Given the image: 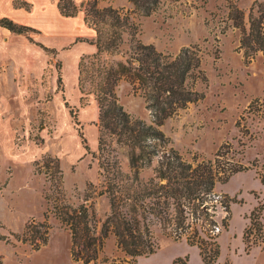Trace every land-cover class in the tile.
I'll return each mask as SVG.
<instances>
[{"label": "rangeland", "instance_id": "obj_1", "mask_svg": "<svg viewBox=\"0 0 264 264\" xmlns=\"http://www.w3.org/2000/svg\"><path fill=\"white\" fill-rule=\"evenodd\" d=\"M254 1L264 2L161 0L150 16L132 14L143 44L170 55L198 46L203 56L207 81L197 89L204 98L179 110L159 128L171 147L188 162L195 157L212 160L218 154V161L248 168L214 186L219 201L226 195L235 202L230 203L229 212L222 202L210 210L219 229L214 231L219 252L213 264H253L255 260L264 264V255L259 257L258 253L262 244L252 245L248 255L243 250L245 243L255 241L245 236L253 211L264 232V54L244 57L239 48L241 32L231 19L232 10L241 11L247 31ZM14 4L22 8L29 5L23 0H14ZM109 5L132 10L127 0H98V7ZM29 10L19 25L35 30L29 23L40 21L42 16ZM262 11L264 8H253L254 16ZM37 33L14 37L0 31V264H81L72 259L69 233L56 217L64 206L84 203H92L97 220H103L108 211L104 197L83 201L84 195L96 192L89 185L100 180L98 133L94 146L90 132V128L98 131V109L92 95L81 105L78 76L73 85L70 73L63 71L60 53H47L38 46L44 45L36 40ZM59 73L61 85L57 83ZM116 95L133 118L152 124L144 100L133 96L126 83L118 85ZM69 108L74 109L76 120ZM121 152V169L128 171V160ZM32 222L49 226L47 243L38 250L21 242ZM210 228L204 225L200 236L211 235ZM189 232L191 229L176 238L153 228L157 250L137 258V264H173L176 259L177 264H202L198 245L187 241ZM103 254L108 259L122 257L113 238L106 241ZM96 264L103 263L98 259Z\"/></svg>", "mask_w": 264, "mask_h": 264}, {"label": "trees", "instance_id": "obj_2", "mask_svg": "<svg viewBox=\"0 0 264 264\" xmlns=\"http://www.w3.org/2000/svg\"><path fill=\"white\" fill-rule=\"evenodd\" d=\"M131 11L111 5L98 7V0H87L79 6L70 0H58L61 16L74 17L82 9L83 23L94 32L90 40L77 39L96 47L92 55H83L78 62V89L84 106L87 96L92 95L98 109V175L93 196L84 195L83 201L95 196L104 197L108 211L103 220H97L92 206L87 203L77 207L64 206L57 219L69 233L70 254L75 262L96 264H137V258L153 255L157 250L153 228L179 238L189 232L187 241L197 244L202 264H213L218 257L215 241V221L210 210L216 203L225 204L229 212L231 202L226 195L223 201L214 193L216 183H226L233 175L248 168L240 164L194 158L186 161L170 145L169 139L159 129L165 120L185 109L189 104L204 98L197 89L207 79L202 69V53L198 46L181 48L175 55L164 54L153 45L143 44L138 36V25L132 14L150 16L161 0H127ZM248 16L246 31L241 11L234 9L231 19L241 32L239 48L244 57L262 52L264 54V11L254 16L253 8H264V2L254 1ZM29 10V5H25ZM231 11V12H232ZM257 13V12H256ZM0 28L15 35L35 33V30L14 23L8 18L0 19ZM45 52L56 51L37 44ZM60 68V64L57 65ZM124 82L133 96L141 97L150 111L153 122L147 124L133 118L120 104L116 88ZM58 85L62 84L60 73ZM89 85V88H87ZM76 120L73 108H69ZM85 144V140L82 139ZM85 149L88 150L87 146ZM128 160V171L120 166L119 156ZM57 170L59 169L55 160ZM148 173V174H147ZM61 175V171L58 170ZM264 183V179H262ZM250 226L245 236L255 241L245 243L248 253L252 245L264 249V232L257 222L254 211L250 214ZM99 224V225H98ZM211 235L200 236L203 226ZM169 231V232H168ZM49 226L45 223H30L21 242L33 245L34 250L47 243ZM109 238L115 242V250L122 257L108 259L103 251ZM255 245V246H256ZM211 246H214L211 251ZM176 259L173 264H177Z\"/></svg>", "mask_w": 264, "mask_h": 264}, {"label": "crops", "instance_id": "obj_3", "mask_svg": "<svg viewBox=\"0 0 264 264\" xmlns=\"http://www.w3.org/2000/svg\"><path fill=\"white\" fill-rule=\"evenodd\" d=\"M23 1L29 3L30 13L38 12L42 16L40 21L29 23L35 30L39 32L35 34V36H37L36 40H38L44 46L60 53L59 56L62 59L63 71L66 72L67 70L70 73L72 83L74 85L77 82L78 62L80 57L83 55H92L96 52V47L93 44L77 41V38L81 37L87 40H90L94 37L93 30L85 26L83 23V13L79 12L74 17H63L60 15L57 8L58 0ZM74 1L76 5H80L87 0ZM25 11L26 10L24 8L15 6L14 0H0V19L8 18L17 24H22L25 22L22 19V16L26 15ZM0 31L9 35H13L3 28H0ZM13 36L16 37L20 35ZM30 49L33 50L35 48ZM97 116L98 115H96L95 118L96 120ZM90 129V132L93 133L92 135L94 138L93 145L96 146L98 131L95 128ZM67 144H71L70 141H68ZM242 236L243 232L241 237ZM253 248H251L249 252L246 253V255L250 254ZM258 253L259 257L264 255V249L261 248V251ZM253 264H263V262L261 260H255Z\"/></svg>", "mask_w": 264, "mask_h": 264}, {"label": "built area", "instance_id": "obj_4", "mask_svg": "<svg viewBox=\"0 0 264 264\" xmlns=\"http://www.w3.org/2000/svg\"><path fill=\"white\" fill-rule=\"evenodd\" d=\"M215 230L218 231L219 229L215 227L214 231H215ZM214 231H213V234H215Z\"/></svg>", "mask_w": 264, "mask_h": 264}]
</instances>
